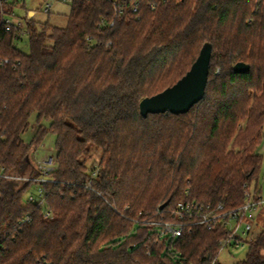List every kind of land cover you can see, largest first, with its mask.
Wrapping results in <instances>:
<instances>
[{"label": "trees", "instance_id": "1", "mask_svg": "<svg viewBox=\"0 0 264 264\" xmlns=\"http://www.w3.org/2000/svg\"><path fill=\"white\" fill-rule=\"evenodd\" d=\"M120 1L122 11L73 0L65 27L28 12V53L17 46L25 36L0 23V166L38 176L32 154L51 132L57 160L44 184L50 216L24 199L35 182L0 179V264H207L223 229L156 242L153 226L127 217L156 219L182 199L236 207L259 180L264 0H136L137 11ZM206 43L205 97L186 113L144 117L141 100L181 79ZM93 146L98 167L87 164ZM263 251L261 231L236 264H264Z\"/></svg>", "mask_w": 264, "mask_h": 264}, {"label": "built area", "instance_id": "2", "mask_svg": "<svg viewBox=\"0 0 264 264\" xmlns=\"http://www.w3.org/2000/svg\"><path fill=\"white\" fill-rule=\"evenodd\" d=\"M73 1V0H63ZM134 11L138 10V2L130 0ZM117 11H122L120 0H115ZM23 0H0V23L4 24L8 31L15 29L21 35L25 36L28 32V24L26 20L27 13L21 15L17 12L18 7H24ZM52 3L45 7V11H50ZM151 8H155V4H151ZM113 22L111 23V25ZM8 59H3L2 64L7 63ZM35 167L39 171L38 176L31 175H14L6 172L5 167L0 166V179H14L23 183L33 181L37 186L36 194H29L27 199L31 202H37L45 208V215L50 216L51 211L46 208V198L44 184L52 180L49 174L57 168V160L54 155H45L41 158H35ZM88 188L95 190L90 181L85 184ZM245 201L232 208L226 207L223 203H202L189 199H182L177 202L176 206L170 211L160 215L159 218H143L134 219L127 217L135 222L143 225H151L154 227L155 241L165 237L176 238L191 233L196 226H204L209 230L223 229L225 236L218 240L219 254L226 248H244L248 247L249 242L253 238L252 232L254 229L255 213L262 205L263 199L256 195L255 190H252L245 184ZM115 208V207H114ZM159 211L158 213H160ZM27 217V220H30ZM219 254L210 258L207 264H218Z\"/></svg>", "mask_w": 264, "mask_h": 264}, {"label": "rangeland", "instance_id": "3", "mask_svg": "<svg viewBox=\"0 0 264 264\" xmlns=\"http://www.w3.org/2000/svg\"><path fill=\"white\" fill-rule=\"evenodd\" d=\"M25 2L24 7H18L17 12L21 15H24L26 12H34V20L39 24L41 23H50L51 25H57L65 27L68 22V16L72 8L71 1L63 0H23ZM52 3L50 11H45V7ZM17 46L20 50L25 53H28L30 50L29 36H25L22 40L17 42ZM220 71V69H218ZM36 115L34 114L31 118V128L23 134V138L27 143L32 139L35 130H36ZM56 135L54 133H49L44 141V143L37 148L32 154V160L35 164L36 157L41 158L45 155H54L56 156V147H55ZM91 157L88 159L87 164L89 167L96 166L98 167L100 160L102 158V151L96 150L93 146L91 149ZM259 152L264 157V140L262 145L259 147ZM254 180L252 182L251 189L255 190V185L258 182L259 192L263 191L264 198V161L263 167L260 171L259 180ZM37 193V186L33 184L28 191L24 194V199L28 197L29 194ZM261 231H264V201L262 205L258 208L255 213V222H254V237ZM248 252V247L244 248H226L222 250L219 254V262L221 264H236L243 260L246 257Z\"/></svg>", "mask_w": 264, "mask_h": 264}, {"label": "water", "instance_id": "4", "mask_svg": "<svg viewBox=\"0 0 264 264\" xmlns=\"http://www.w3.org/2000/svg\"><path fill=\"white\" fill-rule=\"evenodd\" d=\"M33 14L34 12L30 11L29 18H32ZM211 56L212 44L206 43L190 70L181 79L162 92L141 100V114L146 117L150 113L188 112L206 95ZM234 68L238 72H244L249 69V65L238 62ZM165 206L166 203L161 206V209Z\"/></svg>", "mask_w": 264, "mask_h": 264}, {"label": "crops", "instance_id": "5", "mask_svg": "<svg viewBox=\"0 0 264 264\" xmlns=\"http://www.w3.org/2000/svg\"><path fill=\"white\" fill-rule=\"evenodd\" d=\"M34 15V14H33ZM260 196H261V198L263 199V201H264V198H263V191L262 192H260ZM252 236L254 237V229H253V232H252ZM263 254H264V251H263Z\"/></svg>", "mask_w": 264, "mask_h": 264}]
</instances>
